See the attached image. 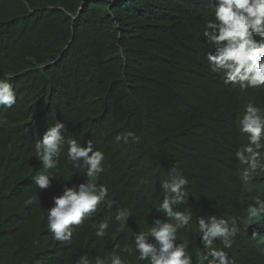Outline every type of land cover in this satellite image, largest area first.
Segmentation results:
<instances>
[{
  "label": "trees",
  "instance_id": "trees-1",
  "mask_svg": "<svg viewBox=\"0 0 264 264\" xmlns=\"http://www.w3.org/2000/svg\"><path fill=\"white\" fill-rule=\"evenodd\" d=\"M28 2L31 10L22 0H0V78L17 93L12 108L0 107V264H76L84 253L107 258L114 242L129 243L146 220L164 219L154 206L171 167L188 177V200L177 210L191 211L192 225L197 216L241 218L234 152L242 93L224 85L205 60L207 0ZM56 121L81 146L92 140L105 154L100 182L115 204L110 211L101 206L96 219L129 208L123 231L113 220L108 235L97 238L89 220L69 242L49 235L43 209L62 183L83 182L64 151L63 174L39 193L41 205L28 203L37 195L32 177L43 171L34 144ZM129 130L138 142L116 141ZM178 242L187 243L195 261V228ZM255 246L240 233L226 251L235 264H264ZM127 259L136 264L134 256Z\"/></svg>",
  "mask_w": 264,
  "mask_h": 264
},
{
  "label": "clouds",
  "instance_id": "clouds-1",
  "mask_svg": "<svg viewBox=\"0 0 264 264\" xmlns=\"http://www.w3.org/2000/svg\"><path fill=\"white\" fill-rule=\"evenodd\" d=\"M22 3L31 10L28 0ZM207 3L209 18L204 22L201 37L210 49L205 60L211 72L218 74L224 85L240 91L242 97L253 90L264 91V0H207ZM16 102L13 85L0 78V107L10 109ZM242 102L236 124L239 142L234 152L243 187L238 196L241 218L197 216L192 225L191 211L177 210L188 200V177L182 169L171 167L160 181L163 199L154 206L164 219L156 218L150 223L146 220L147 227L132 231L129 243L122 246L114 242L107 258L84 253L76 264H129L127 257L133 256L136 264H235L226 250L233 247L240 233L264 256V235L249 234L260 227L264 229V104H256L254 97L243 98ZM66 133L65 123L56 121L36 140L34 154L43 171L32 177L37 195L30 197L28 203L40 204L39 193L52 186L56 175L63 174L59 157L64 151L66 164L82 170L83 182L71 187L62 183V191L51 198L50 207L43 209L49 235L56 242H69L74 232L89 220L97 238L108 235L113 220L123 231L132 217L129 208L118 207L114 217L96 219L101 206L110 211L115 204L108 187L100 182L105 173V154L96 150L92 140L81 146V142ZM115 139L125 144L139 141L130 130ZM190 226L195 228L200 241L195 261L187 243L178 242L180 234Z\"/></svg>",
  "mask_w": 264,
  "mask_h": 264
},
{
  "label": "bare ground",
  "instance_id": "bare-ground-1",
  "mask_svg": "<svg viewBox=\"0 0 264 264\" xmlns=\"http://www.w3.org/2000/svg\"><path fill=\"white\" fill-rule=\"evenodd\" d=\"M185 1V0H184ZM188 2V1H187ZM190 3V2H189ZM94 4V3H93ZM92 4V5H93ZM126 5V4H125ZM191 6V5H190ZM192 6H193V4H192ZM210 10V6L208 5V3L206 4V9H205V11H209ZM206 17V16H205ZM38 21V20H37ZM46 23V22H45ZM208 65V64H207ZM204 84H205V82H204ZM194 87V86H193ZM196 90V89H195ZM123 94V93H122ZM248 97H254L255 98V103L256 104H258V102H262L263 104H264V91H259V90H256V91H254L252 94H250V95H243V97H242V99L243 98H248ZM198 98V97H197ZM243 103V102H242ZM229 120V119H228ZM229 123V122H228ZM158 137V136H157ZM24 147V146H23ZM179 150V149H178ZM205 150V149H204ZM214 151V150H213ZM216 153V152H215ZM193 155V154H192ZM209 158V157H208ZM214 161V160H213ZM254 203H255V201H253ZM247 216V215H246ZM261 229H263L262 227H260ZM130 229V228H129ZM257 231H259V234H261V235H264V230H263V232H261L260 230H259V228L258 229H256ZM253 233H257V232H255V231H253L252 232V234Z\"/></svg>",
  "mask_w": 264,
  "mask_h": 264
},
{
  "label": "water",
  "instance_id": "water-1",
  "mask_svg": "<svg viewBox=\"0 0 264 264\" xmlns=\"http://www.w3.org/2000/svg\"><path fill=\"white\" fill-rule=\"evenodd\" d=\"M85 2V1H84Z\"/></svg>",
  "mask_w": 264,
  "mask_h": 264
}]
</instances>
